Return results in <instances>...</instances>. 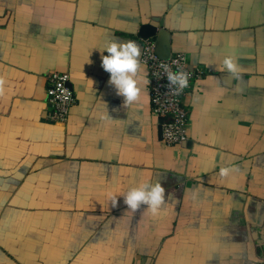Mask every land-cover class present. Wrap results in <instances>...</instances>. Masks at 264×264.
I'll return each instance as SVG.
<instances>
[{
    "label": "crops",
    "instance_id": "obj_1",
    "mask_svg": "<svg viewBox=\"0 0 264 264\" xmlns=\"http://www.w3.org/2000/svg\"><path fill=\"white\" fill-rule=\"evenodd\" d=\"M156 19L205 72L184 100L190 146L159 139L141 60L128 108L101 66L111 40L142 53ZM56 71L78 100L65 126L47 119ZM0 77V264H264V0H0ZM156 181L160 213L128 210L121 194Z\"/></svg>",
    "mask_w": 264,
    "mask_h": 264
},
{
    "label": "built area",
    "instance_id": "obj_2",
    "mask_svg": "<svg viewBox=\"0 0 264 264\" xmlns=\"http://www.w3.org/2000/svg\"><path fill=\"white\" fill-rule=\"evenodd\" d=\"M143 49L141 63L146 67L149 78L151 112L157 118H163L162 140L167 148L183 146L189 141L188 115L184 100L197 81L205 76L199 67L190 64L188 55L174 53L168 60H162L156 54V42L153 38H141ZM175 62V63H174ZM161 64H167L170 70H184L189 73V86L176 94L169 86L166 73ZM71 76L66 72H52L47 76L48 106L47 119L51 124L65 126L78 100L75 92L69 87Z\"/></svg>",
    "mask_w": 264,
    "mask_h": 264
},
{
    "label": "clouds",
    "instance_id": "obj_3",
    "mask_svg": "<svg viewBox=\"0 0 264 264\" xmlns=\"http://www.w3.org/2000/svg\"><path fill=\"white\" fill-rule=\"evenodd\" d=\"M104 51L108 55H103ZM140 55L139 45L131 40L121 42L111 40L101 49V66L104 71L110 74L109 84L115 88L117 95L123 97L124 108L134 105L141 98L142 90L137 79V73L141 67ZM160 67L166 73L169 86L177 95L189 86V73L187 71L182 69L172 71L167 64H161ZM217 70L227 71L236 79H240L242 71L230 56L223 59ZM89 81L93 84V81ZM4 85L5 80L0 77V96L5 94ZM229 171V168L222 167L220 175L227 176ZM121 196H123L127 209L132 212L139 210L141 206H145L146 210L155 216L160 213L165 204V188L160 181L154 183L141 182L122 193ZM112 199L113 207H115L117 199L115 197Z\"/></svg>",
    "mask_w": 264,
    "mask_h": 264
},
{
    "label": "water",
    "instance_id": "obj_4",
    "mask_svg": "<svg viewBox=\"0 0 264 264\" xmlns=\"http://www.w3.org/2000/svg\"><path fill=\"white\" fill-rule=\"evenodd\" d=\"M156 22L161 21L159 19ZM161 28L155 26H145L141 31V37L144 39L153 38L156 42V54L162 60H168L172 56V34L164 27L163 21L160 24ZM223 79L226 86L231 85L232 75L223 74ZM69 87L73 90L70 83ZM163 118H159V139L162 140V124ZM191 142H185L183 146H190ZM252 238L255 243L256 254L259 259L264 260V225L261 227L253 226L251 229Z\"/></svg>",
    "mask_w": 264,
    "mask_h": 264
},
{
    "label": "rangeland",
    "instance_id": "obj_5",
    "mask_svg": "<svg viewBox=\"0 0 264 264\" xmlns=\"http://www.w3.org/2000/svg\"><path fill=\"white\" fill-rule=\"evenodd\" d=\"M1 264H10L9 263V259L8 258H6V259L3 258Z\"/></svg>",
    "mask_w": 264,
    "mask_h": 264
}]
</instances>
